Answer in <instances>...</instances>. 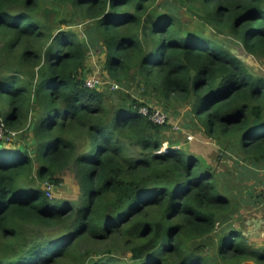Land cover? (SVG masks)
<instances>
[{
	"label": "trees",
	"instance_id": "1",
	"mask_svg": "<svg viewBox=\"0 0 264 264\" xmlns=\"http://www.w3.org/2000/svg\"><path fill=\"white\" fill-rule=\"evenodd\" d=\"M156 1L0 0V126L34 115L35 144L0 146V264H264L223 175L175 148L145 100L86 86L96 49L120 90L187 106L208 138L264 162V78ZM184 2L264 58V0ZM70 169L78 201L50 196Z\"/></svg>",
	"mask_w": 264,
	"mask_h": 264
},
{
	"label": "rangeland",
	"instance_id": "2",
	"mask_svg": "<svg viewBox=\"0 0 264 264\" xmlns=\"http://www.w3.org/2000/svg\"><path fill=\"white\" fill-rule=\"evenodd\" d=\"M169 5L172 12H178L180 14L181 21L190 31L199 30L205 34L208 38L215 40L221 44H224L234 55L242 60V62L249 67V69L257 76L264 78V58H258L245 50L242 43L234 36L229 34V31H221L217 28H213L199 19L196 11L189 9L184 0H157L155 8L164 10L165 5ZM64 7L61 6V12L64 13ZM203 20V19H202ZM82 28V24H76L72 27V30L79 31ZM80 32V31H79ZM104 55L101 51H92L86 66V76L98 75L105 82H115L110 76L107 70L104 68ZM135 81H138L135 80ZM110 86V84H107ZM123 88L113 90L116 95L122 96L125 90L137 98L145 100L148 106H158L165 109L162 102L157 101L154 98V92H148L145 90V86L137 82L132 81L130 87L122 86ZM104 89V88H102ZM189 107L182 104H174V108L167 110L170 114V126L166 131V136L169 137L170 142L174 143L175 148L186 151L187 154L195 155L199 157L206 165L211 166L215 171L220 172L223 176L221 186H228L231 194L235 196V199L249 198L250 190L246 183V171L252 166L250 161L245 160L242 152L237 145L234 148L221 147L217 140L208 138L203 130L198 128L196 119L189 114ZM34 120V115H31L27 120L25 127L20 130L10 129L5 127V131H17L16 138L11 140L5 139L0 146L8 149H29L33 151L35 144L33 143V137L30 130V126ZM174 124L180 128L175 129ZM169 148V143H164L163 149ZM162 149V150H163ZM48 190V194L58 200L76 202L79 199L81 192L79 183L76 179V174L73 169L68 170L63 176V182L58 186L49 185L45 188ZM253 197L250 199L252 200ZM243 214V212L241 213ZM247 220L253 219V214L248 215ZM238 223V222H237ZM129 258V257H128Z\"/></svg>",
	"mask_w": 264,
	"mask_h": 264
},
{
	"label": "crops",
	"instance_id": "3",
	"mask_svg": "<svg viewBox=\"0 0 264 264\" xmlns=\"http://www.w3.org/2000/svg\"><path fill=\"white\" fill-rule=\"evenodd\" d=\"M246 171V183L251 197L240 198V207L234 216L235 229L245 234L255 248H264V162L249 166ZM253 197L252 200H250ZM243 212V214H241ZM253 214L251 221L247 220ZM238 222V223H237Z\"/></svg>",
	"mask_w": 264,
	"mask_h": 264
},
{
	"label": "built area",
	"instance_id": "4",
	"mask_svg": "<svg viewBox=\"0 0 264 264\" xmlns=\"http://www.w3.org/2000/svg\"><path fill=\"white\" fill-rule=\"evenodd\" d=\"M111 85L112 90H118L120 89V85L116 82H105L103 79H101L98 75L94 74L92 76L86 77V86L89 88H105L108 85ZM139 112L145 116H148L149 119L158 125H165L170 124V114L169 112L163 110L160 107H152V106H142L139 110ZM175 129H179L180 127L176 124H174ZM18 135L17 131H5V125L4 123L0 126V144L5 140H11L13 138H16ZM162 151H167V149H163ZM49 188H52L51 186Z\"/></svg>",
	"mask_w": 264,
	"mask_h": 264
}]
</instances>
